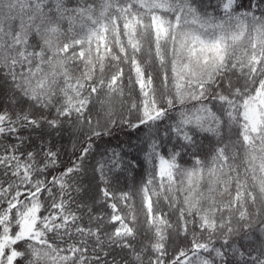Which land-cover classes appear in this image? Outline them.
<instances>
[{
    "label": "snow or ice",
    "instance_id": "obj_1",
    "mask_svg": "<svg viewBox=\"0 0 264 264\" xmlns=\"http://www.w3.org/2000/svg\"><path fill=\"white\" fill-rule=\"evenodd\" d=\"M0 264H264V0H0Z\"/></svg>",
    "mask_w": 264,
    "mask_h": 264
}]
</instances>
